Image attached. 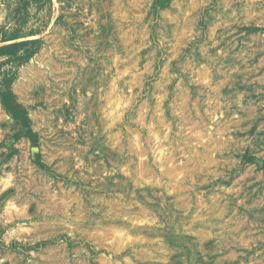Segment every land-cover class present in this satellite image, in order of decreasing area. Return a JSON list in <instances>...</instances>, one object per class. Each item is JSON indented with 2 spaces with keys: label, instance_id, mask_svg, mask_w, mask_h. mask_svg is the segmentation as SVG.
<instances>
[{
  "label": "rangeland",
  "instance_id": "obj_1",
  "mask_svg": "<svg viewBox=\"0 0 264 264\" xmlns=\"http://www.w3.org/2000/svg\"><path fill=\"white\" fill-rule=\"evenodd\" d=\"M0 49V264H264V0H0Z\"/></svg>",
  "mask_w": 264,
  "mask_h": 264
},
{
  "label": "trees",
  "instance_id": "obj_2",
  "mask_svg": "<svg viewBox=\"0 0 264 264\" xmlns=\"http://www.w3.org/2000/svg\"><path fill=\"white\" fill-rule=\"evenodd\" d=\"M0 52H4V50L0 49ZM3 102L7 111L11 113L15 119L22 120L24 124L29 123L25 108L17 102L16 96L11 91L3 96Z\"/></svg>",
  "mask_w": 264,
  "mask_h": 264
}]
</instances>
